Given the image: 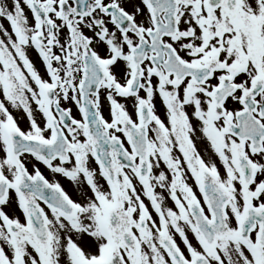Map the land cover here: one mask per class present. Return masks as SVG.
Segmentation results:
<instances>
[{
	"label": "snow or ice",
	"instance_id": "snow-or-ice-1",
	"mask_svg": "<svg viewBox=\"0 0 264 264\" xmlns=\"http://www.w3.org/2000/svg\"><path fill=\"white\" fill-rule=\"evenodd\" d=\"M0 264H264V0H0Z\"/></svg>",
	"mask_w": 264,
	"mask_h": 264
}]
</instances>
